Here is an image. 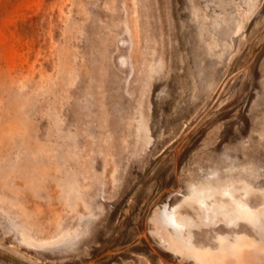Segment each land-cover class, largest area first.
Instances as JSON below:
<instances>
[{
  "label": "rangeland",
  "instance_id": "obj_1",
  "mask_svg": "<svg viewBox=\"0 0 264 264\" xmlns=\"http://www.w3.org/2000/svg\"><path fill=\"white\" fill-rule=\"evenodd\" d=\"M0 264H264V0H0Z\"/></svg>",
  "mask_w": 264,
  "mask_h": 264
},
{
  "label": "bare ground",
  "instance_id": "obj_2",
  "mask_svg": "<svg viewBox=\"0 0 264 264\" xmlns=\"http://www.w3.org/2000/svg\"><path fill=\"white\" fill-rule=\"evenodd\" d=\"M14 252H16L17 254H19L21 257H23V258L26 259V260H29V261H32V260H33L32 258H30V257H28V256H26V255H24V254H21V253L18 252V251H14Z\"/></svg>",
  "mask_w": 264,
  "mask_h": 264
}]
</instances>
